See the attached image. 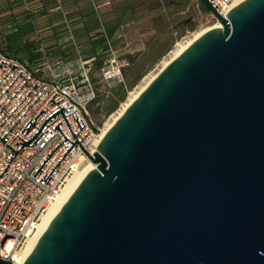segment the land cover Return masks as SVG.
Segmentation results:
<instances>
[{
	"label": "water",
	"instance_id": "95a60500",
	"mask_svg": "<svg viewBox=\"0 0 264 264\" xmlns=\"http://www.w3.org/2000/svg\"><path fill=\"white\" fill-rule=\"evenodd\" d=\"M169 63L24 264H264V0ZM0 264H12L0 259Z\"/></svg>",
	"mask_w": 264,
	"mask_h": 264
},
{
	"label": "built area",
	"instance_id": "2783aa9c",
	"mask_svg": "<svg viewBox=\"0 0 264 264\" xmlns=\"http://www.w3.org/2000/svg\"><path fill=\"white\" fill-rule=\"evenodd\" d=\"M245 1L210 3L226 17ZM96 60H80L77 69L49 60L33 67L0 50V259L5 262L18 264L27 241L42 237L43 218L69 179L90 162L86 153L94 154L102 133L89 113L99 100L92 78ZM128 66L113 57L99 70L102 82L110 89L125 84Z\"/></svg>",
	"mask_w": 264,
	"mask_h": 264
},
{
	"label": "rangeland",
	"instance_id": "374dc122",
	"mask_svg": "<svg viewBox=\"0 0 264 264\" xmlns=\"http://www.w3.org/2000/svg\"><path fill=\"white\" fill-rule=\"evenodd\" d=\"M128 1L130 0H92V4L91 1L86 4L83 0L79 11L92 6L98 12L101 11V17L108 21L120 15V10ZM45 8L42 0H0V50L22 61L23 51L20 49L28 43L33 47V54H39L45 48L51 57L66 55L64 62H61L77 69L79 61L88 58L85 55L86 49L80 47L81 43L77 39L72 21L74 18L67 15L62 25L48 26L50 21L60 19L63 22V16L74 9L67 11L62 9L64 6H57L52 2ZM59 8L65 10L64 14L58 11ZM217 23L213 18L201 15L195 0H136L131 16L124 21L111 42L109 51L104 55V64L113 57L129 64L125 71V84L108 88L102 82L99 70L93 67L92 78L99 99L110 95L112 97L106 113L97 109L94 116L89 110L96 127L103 131L111 117L122 110L131 96L161 72L172 59L179 44L203 30L213 28ZM72 41L76 44H71ZM60 49L64 53L61 54ZM24 61L29 62L28 59ZM43 65L44 61H36L33 67Z\"/></svg>",
	"mask_w": 264,
	"mask_h": 264
},
{
	"label": "trees",
	"instance_id": "16d2710c",
	"mask_svg": "<svg viewBox=\"0 0 264 264\" xmlns=\"http://www.w3.org/2000/svg\"><path fill=\"white\" fill-rule=\"evenodd\" d=\"M135 1L136 0L128 1V3L125 4V6L120 10L121 14L115 17L111 21H106V19L104 17H101L100 13H98L94 9H92L87 16H84V20L86 22L84 23V31L82 30L83 33L82 37L87 38V44L80 45V47L86 49L85 55L86 58H88L86 60H90L91 58L97 59L96 63L94 64L97 70H100L103 67L105 62L104 55L110 49L109 42L113 41L116 34L123 26L124 21L127 19V17L131 16ZM27 44L28 43H26L25 46L22 49H20V51H23L22 61L28 59L29 62L27 61L24 62L28 63L31 66L36 64V61L41 62V61L49 60L51 62H57V61L64 62L63 58H66V55L60 58L51 57V55L48 54L49 52L46 51L45 48H43V52L39 54L36 53L33 54V47ZM59 51L61 52V54L64 53L62 52V49H60ZM14 52L16 53L17 51Z\"/></svg>",
	"mask_w": 264,
	"mask_h": 264
},
{
	"label": "bare ground",
	"instance_id": "6f19581e",
	"mask_svg": "<svg viewBox=\"0 0 264 264\" xmlns=\"http://www.w3.org/2000/svg\"><path fill=\"white\" fill-rule=\"evenodd\" d=\"M221 27H222L221 24L218 22L213 28L203 30V31L195 34L192 38H190V40L179 44L177 46V50L173 53L172 59L165 64L164 68L167 67L171 61H173L181 53H183L195 40H197L199 37H201L204 33H206L207 31H209L211 29L221 28ZM156 76L153 77L149 81V83H147V85L144 86L137 94L132 95L131 98L129 99L128 103L123 106L122 110L118 114L116 113V115L111 117V121L106 124L105 129L102 131V133L99 135V137L95 141V143L93 145V149H92L93 153L96 152V148L99 146L100 142L102 141L104 136L108 133V131L113 127V125L117 122V120L123 115V113L127 110V108L139 97V95L147 88V86L156 78ZM94 169H96V165H94L90 161V162L85 164V166L83 167L82 170L77 171L74 174V176L69 179L61 197L54 204V206L48 211L46 216L43 218V229H42L41 234L46 231V229L49 227V225L51 224L53 219L58 215V213L61 211L63 206L67 203V201L70 199V197L76 191L78 186L82 183V181L85 179V177ZM38 241H39V236L35 237L34 239H29L27 241L24 248L20 252V258L18 259V264H24V262L27 260V258L30 256V254L35 249Z\"/></svg>",
	"mask_w": 264,
	"mask_h": 264
},
{
	"label": "crops",
	"instance_id": "0c3cea01",
	"mask_svg": "<svg viewBox=\"0 0 264 264\" xmlns=\"http://www.w3.org/2000/svg\"><path fill=\"white\" fill-rule=\"evenodd\" d=\"M82 1L83 0H61V2H60L59 0H42V2H44V5H45L46 8H48L50 6V2H52V4L55 3L57 6L58 5L59 6L61 5L62 7L64 6V8H62V9H65V10L67 9V11H70L71 9H74L71 12H68V14L66 13L65 16H63V20H64L63 22H61L62 20H60V19H58L57 21H53V22L50 21L48 26L49 27L50 26L51 27H56V26L62 25L65 22V19H67V15L70 18H74L72 21H74L73 27L76 29V36L78 35L77 39L81 43V45H86L87 44V38L86 37H82V35H83L82 30L84 31V23L86 22L84 20V16H87L91 12V10L93 8H92V6H90V7H88L89 9H85V10L79 11L80 10V6L82 4L81 3ZM84 1L86 2V4H89L90 1H91V4L93 3L92 0H84ZM99 1H101V0H99ZM95 2H97V1H95ZM65 10H61L59 8L58 11H61L60 13L64 14L63 11H65ZM98 13L101 14V11L98 12ZM113 19H110L108 21H111ZM81 40H83V43L81 42ZM71 44H76V43L72 41Z\"/></svg>",
	"mask_w": 264,
	"mask_h": 264
},
{
	"label": "flooded vegetation",
	"instance_id": "af4514ba",
	"mask_svg": "<svg viewBox=\"0 0 264 264\" xmlns=\"http://www.w3.org/2000/svg\"><path fill=\"white\" fill-rule=\"evenodd\" d=\"M110 100H111V95L108 96L107 98L99 99L91 108L93 115L95 116L96 114L95 112L97 109H99L101 113H106L107 108L110 106Z\"/></svg>",
	"mask_w": 264,
	"mask_h": 264
}]
</instances>
